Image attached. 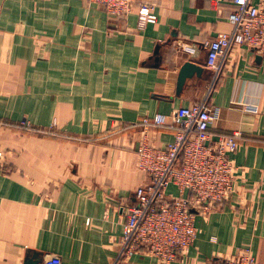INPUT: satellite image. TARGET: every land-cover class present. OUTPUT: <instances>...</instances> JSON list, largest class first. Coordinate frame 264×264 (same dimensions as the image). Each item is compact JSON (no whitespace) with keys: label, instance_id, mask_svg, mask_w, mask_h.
I'll return each mask as SVG.
<instances>
[{"label":"crops","instance_id":"obj_1","mask_svg":"<svg viewBox=\"0 0 264 264\" xmlns=\"http://www.w3.org/2000/svg\"><path fill=\"white\" fill-rule=\"evenodd\" d=\"M142 4L158 17L145 29ZM232 11V0H137L120 18L83 0H0V123L36 129L0 126V264H116L127 208L148 180L140 143L164 149L177 132L171 119L149 128L143 119L205 98L208 49L232 32ZM188 62L203 73L178 94ZM210 106L214 140L239 143L236 192L196 218L197 239L173 264H219L246 247L264 264V56L234 47ZM119 264L160 263L138 253Z\"/></svg>","mask_w":264,"mask_h":264},{"label":"built area","instance_id":"obj_2","mask_svg":"<svg viewBox=\"0 0 264 264\" xmlns=\"http://www.w3.org/2000/svg\"><path fill=\"white\" fill-rule=\"evenodd\" d=\"M83 1L99 5L120 18L128 17L137 3V0ZM232 2L229 17L232 32L219 34L208 49L206 67L212 78L205 98L191 107L174 108L168 116L157 114L143 119L145 128L162 127L171 119L177 132L174 142L164 149L151 143L147 136L140 143L138 166L148 180L136 190L135 205L127 208L123 246L116 264L138 253L160 264L182 260L197 239L196 218L214 213L236 192V166L230 155L239 149V143L235 137L214 140L210 127L216 115L210 106L211 98L234 47L247 46L264 56V3ZM137 17L140 29L158 22L154 7L148 4L139 6ZM247 110L257 113L258 107L249 106ZM19 127L36 131L27 119ZM3 157L0 148L2 169ZM171 186L177 188V194H169ZM45 264H62V260L54 256ZM219 264H257V261L252 249L246 247Z\"/></svg>","mask_w":264,"mask_h":264},{"label":"water","instance_id":"obj_3","mask_svg":"<svg viewBox=\"0 0 264 264\" xmlns=\"http://www.w3.org/2000/svg\"><path fill=\"white\" fill-rule=\"evenodd\" d=\"M156 54H158V51L156 52ZM258 58L260 60L262 57L260 56ZM202 73H203V68H201L200 66L191 62L185 63L179 74L177 93L178 94L181 93L184 86L186 85V82L189 79H192L195 76L201 77ZM30 264H34V263L31 262Z\"/></svg>","mask_w":264,"mask_h":264},{"label":"rangeland","instance_id":"obj_4","mask_svg":"<svg viewBox=\"0 0 264 264\" xmlns=\"http://www.w3.org/2000/svg\"><path fill=\"white\" fill-rule=\"evenodd\" d=\"M21 123H22V122H20V123H15V124H10V125H9V123L1 122V123H0V126L20 128L19 126H20ZM24 130H25V129H24ZM26 130H27V129H26ZM0 148L4 151V157H3V159H2V162L5 163V168H4V169L0 168V171H5V170L7 169V167H6V157H7L8 152H7L6 149H4L3 147L0 146ZM191 248H192V247H191ZM191 248H190V249H191ZM189 251H190V250H189ZM188 253H189V252H188Z\"/></svg>","mask_w":264,"mask_h":264}]
</instances>
